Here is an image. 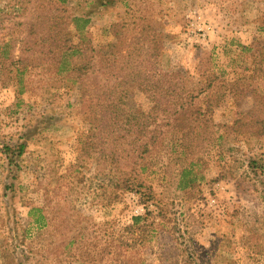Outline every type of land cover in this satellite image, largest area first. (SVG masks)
I'll list each match as a JSON object with an SVG mask.
<instances>
[{
	"label": "rangeland",
	"instance_id": "374dc122",
	"mask_svg": "<svg viewBox=\"0 0 264 264\" xmlns=\"http://www.w3.org/2000/svg\"><path fill=\"white\" fill-rule=\"evenodd\" d=\"M43 1L23 10L0 0V264H264V137L247 126L264 122V110L253 112L256 96H264V0H122L92 16L91 43L107 63L115 35L123 40L147 27L151 46L143 38L121 46L131 63L138 53L143 60L157 54V70L175 73L172 84L189 89L217 76L197 99L196 112L206 117L187 126L209 122L199 148L190 146V135L167 140L147 160L139 192L101 175L84 146L92 110L107 99L105 82L116 87L110 100L132 115L154 111L156 102L137 74L113 80L116 69L109 68L89 75L102 82L87 94L95 105L88 103L80 83L43 61L34 44L41 30L28 36ZM119 57L121 65L128 61ZM148 61L140 70L153 86ZM152 117L153 129L167 123ZM171 143H188L192 154L173 153ZM20 144L24 151L10 165L2 146ZM184 169H192L193 182L183 189ZM134 217L151 225L149 234L129 230Z\"/></svg>",
	"mask_w": 264,
	"mask_h": 264
},
{
	"label": "trees",
	"instance_id": "16d2710c",
	"mask_svg": "<svg viewBox=\"0 0 264 264\" xmlns=\"http://www.w3.org/2000/svg\"><path fill=\"white\" fill-rule=\"evenodd\" d=\"M119 1L122 0H44L39 7L41 14L31 24L32 29L28 36L33 37V35L38 34L34 31L36 27L41 30L42 34L34 41V44L43 49V61L50 66L53 65L57 73L68 75L73 82L80 83L86 93L84 97L92 105H95L93 104V98L87 94H91L92 88L99 90L102 80L97 77H89V75L95 73L100 75L106 69L112 68L113 70L116 69L113 80L117 78V73L122 72L137 74L141 78L143 91L156 102L154 111L132 115L122 110L119 103H116L114 99L110 100V97L116 93V87L113 90L109 87L110 81H107L103 87H100L104 92L102 95H105L107 99L97 104L96 110H92L93 115L90 118L91 134L84 146L86 160L95 163L101 175L116 177L119 183L118 188L125 192H139L144 187L141 174L148 168L147 160L151 155L164 150L167 147V140H174L178 135H190V146L199 148L197 140L200 143L201 136H207V131L211 129L209 122L204 120L202 129H200V126L194 128L187 126L190 125L191 119L195 121V119L199 120L200 117H206V115L196 112L197 99L213 89L217 76L211 73L208 84L193 86L190 89L183 86L179 81L172 84L171 81L173 79L179 80L180 76L175 73L163 74L160 70H157L155 61L158 55L152 54L149 56L153 59L151 67L154 71V77L152 76L154 82L151 86V76H147L146 72L140 70L142 66L146 68L149 64V58L143 60L140 58L141 54L138 53L139 60L136 64H133L131 63L132 53L126 52V55H123V52H121V46L126 45L127 40L134 42L143 38L145 42L150 41L151 46L152 36L147 27L142 28V31L138 32L136 36H133L136 29L130 30L127 33V38L123 40L119 35H115L117 43L113 47L114 51L107 63V59L103 58L104 56L96 53L97 51L91 43L88 28L92 22V16L98 12L96 10L109 9ZM12 2L14 7H20L23 10H26L32 4V0H12ZM152 41H154V47H156L157 42L154 39ZM126 47L133 49L131 46ZM155 50H157V47ZM120 54L121 58H128V61L123 65H121L119 59ZM19 72L22 73L21 70ZM166 77L168 78L167 85L164 86L162 81ZM237 91V88H234V94H237ZM256 97H258V101L254 105L253 112H262L264 110V96L259 94ZM100 100L101 96L98 97V101ZM153 114L165 116L164 119L167 123L157 125L153 129L149 122L150 119L155 121L154 117L151 118ZM194 115L198 117L193 118ZM241 122L244 123L239 120L236 125ZM249 125L254 129L251 135L259 138L264 137V122L262 120L257 121L255 124H247V126ZM171 144L173 153L177 151L175 148H181L185 155L190 156L192 154L188 143ZM100 146L102 152H99ZM23 151V144L15 148L8 145L2 146V153L6 156L10 165L14 164ZM192 166L193 163H191ZM249 167L253 170L257 167V162L251 160ZM191 171L192 169H184L183 171L182 178L184 179L180 183L183 189L192 185L193 181H188ZM184 180L188 182H184ZM37 211L40 210L37 209ZM142 220L141 217H134L133 225L129 230H143L149 234L151 225L146 223L144 226H140ZM185 263L192 264L195 262L187 258ZM141 264H145V262L142 261Z\"/></svg>",
	"mask_w": 264,
	"mask_h": 264
}]
</instances>
